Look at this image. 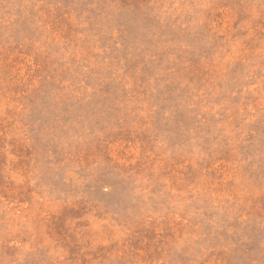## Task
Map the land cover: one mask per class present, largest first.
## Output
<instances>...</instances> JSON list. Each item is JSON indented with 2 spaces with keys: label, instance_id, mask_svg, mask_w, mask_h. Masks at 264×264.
Here are the masks:
<instances>
[{
  "label": "rangeland",
  "instance_id": "374dc122",
  "mask_svg": "<svg viewBox=\"0 0 264 264\" xmlns=\"http://www.w3.org/2000/svg\"><path fill=\"white\" fill-rule=\"evenodd\" d=\"M0 264H264V0H0Z\"/></svg>",
  "mask_w": 264,
  "mask_h": 264
}]
</instances>
